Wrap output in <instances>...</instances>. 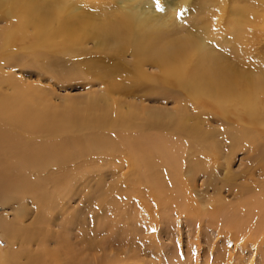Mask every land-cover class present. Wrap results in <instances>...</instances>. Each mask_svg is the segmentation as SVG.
Returning <instances> with one entry per match:
<instances>
[{"label":"rangeland","instance_id":"1","mask_svg":"<svg viewBox=\"0 0 264 264\" xmlns=\"http://www.w3.org/2000/svg\"><path fill=\"white\" fill-rule=\"evenodd\" d=\"M2 1L6 5L4 11H0V29L7 26L15 28V38L11 41L9 39L11 44L8 42L5 44L7 46L0 49L2 51L5 48V52L8 55L10 53L9 56L6 53L0 54V59L3 58L1 56H7L4 58L6 60L12 59V65L4 67L3 70L10 74V77L21 81L20 85L25 89L30 88L41 93L39 99L35 98L47 108L44 109L39 104L40 112L53 116L70 112L80 114L89 98L94 97L96 103H99L101 99L108 97L111 102L113 100L119 102L123 111L131 110L130 105H134L141 111V115L144 114L142 117H149L150 114L156 122L160 119L167 124L169 115H178V112L183 111V109L178 111V105H186L184 110L188 117L192 113L193 115L190 116L196 117L197 120L203 118L201 123L199 121L200 124L195 120L193 122L198 123V128L202 129L200 133H203L207 142L211 143L214 140L212 143L216 145L217 150L214 144L213 149L212 143L203 140V135L199 137L200 141L196 137L193 147L195 149V146H198L197 142L200 143L199 148L202 151L200 153L203 157L199 152L198 155L195 153L197 156L194 154L196 158L186 156L187 152L190 151L189 154L194 152L190 149L186 150L185 156L198 163L192 161V165L188 166V170L193 171L192 174L185 173L187 168L183 165L180 172L181 182L187 180L193 187L194 200L199 210L204 211L223 204L231 205L233 208L243 206L242 212L237 211L239 209L236 208L237 210L232 214L243 217L240 221L244 225L250 224L252 220L247 218L245 201L257 197L262 192L261 188L264 184V172H259L261 165H264L263 129L255 128L244 136L234 134V137L230 138L232 129L225 131L224 134L223 129L226 126L220 121L218 114H215L217 112L214 110L210 94L199 96L197 106L194 105L196 102L189 100L187 89L177 84L169 85L173 80L163 78L161 73L165 69L159 63L153 64L152 61L147 60L136 69L133 46L132 49L119 47L112 42L113 37L110 33H108L110 37L108 34L105 37L108 44L102 42L104 46H100L103 38L101 40L92 38L91 41L78 46L69 43L63 45L56 40L48 46H37L33 43L35 39L33 27L29 28L25 22L22 23L23 30H18L16 27L21 19L20 8L25 0ZM42 1H47L48 4L65 1L76 13L82 10L84 13L87 12L90 17L88 22L91 24L108 22L119 14L120 8L126 2L124 0ZM135 1L137 7L146 6L144 8L150 9L151 14H159L165 19L166 26L161 31L162 39L167 35L174 36L175 33L181 38L190 32L207 34L219 55L225 56L229 63L236 64L239 68L249 65L250 67L246 69L263 71L264 0H220V2L219 0H182L183 6L177 2L181 0H159L158 4L156 0ZM179 12L183 15L177 19ZM15 13L17 16L14 15ZM107 38H110L111 42ZM130 42L133 44L134 41L130 40ZM11 51L16 55L14 56V52L12 55ZM193 64L197 70L207 68L201 63L193 61L191 65ZM192 71L196 74L195 69ZM212 75L209 76L214 78L215 76ZM258 95L263 99L262 94ZM152 128H149L151 132L146 129L143 131L151 133L149 135L160 133ZM203 129L208 133L201 132ZM153 131L155 134H152ZM144 132L142 133L145 134ZM206 146L209 148H204ZM213 152H216V156H221L215 162L218 163L217 165L212 163V160H208V156L209 159L215 156ZM197 157L204 160L199 158L198 161ZM117 161L97 159L96 164L101 167L102 173H90L91 175L83 176V179L81 177L73 185L74 189L71 188L72 193L65 195L61 200L60 197L53 196L54 190L49 184V179L46 178L49 171L46 164L38 174L27 173L24 169L15 171V168L9 167L12 176L16 173L22 177L28 175L29 182L24 183L25 185L29 186L34 182L32 194L35 190L37 194L40 185V189L44 187L45 191L47 189L49 191L47 190L46 197L41 199L42 202H38L40 199L35 200L33 195L17 194V191L8 189L9 182L14 177L9 176L7 179L0 177L2 184L0 185V260H5L4 254L11 249V236L1 227L17 226L26 228L25 231L32 235L31 238L28 237L29 244L26 245L29 252L36 254L38 250L47 248V252L49 251L51 255L56 252L62 254L61 257L67 256L65 255L67 252L69 253L67 258L78 260V264H96L95 259L110 262L118 260L116 264H264V243H261L263 247L260 250L252 245L254 242L239 247L246 238L234 240L221 232L218 235L216 228L209 225L206 214L200 223L198 221L200 219L184 218L183 211V213L174 212L176 211L174 209L169 211L166 206H162L165 203L160 201L162 205H159L157 201L161 199L160 191L167 195L166 199L178 196L176 188L171 183L172 179L166 176L160 180V189L157 188L159 192L154 202L156 189H151L142 177L135 182L128 169L126 173L124 167L119 168V172H113L112 165ZM86 171H91L90 165L86 166ZM141 173L142 171H139L137 174ZM131 185H134L135 190L132 186V190L129 191ZM117 190L127 192L128 196L125 192H121L120 197L123 196L121 200L114 202L116 197L113 194ZM184 190L182 189V194L185 198L187 192L185 191L184 194ZM150 223L154 224L150 225ZM150 227H155L157 231H153ZM156 256H159V259Z\"/></svg>","mask_w":264,"mask_h":264},{"label":"bare ground","instance_id":"2","mask_svg":"<svg viewBox=\"0 0 264 264\" xmlns=\"http://www.w3.org/2000/svg\"><path fill=\"white\" fill-rule=\"evenodd\" d=\"M124 1L126 2L120 8L119 14L111 20L91 24L88 22L90 21V17L87 15V12L84 13L82 10L76 13L65 1L56 2L57 4L55 2L48 4L47 1L44 2L42 0H25L20 8L21 19H19L16 27L18 30H23V22L29 28L33 27L35 35L33 43L43 47L52 44L55 40L56 42L63 43V45L64 43H69L78 46L91 41L92 38H99L100 40L103 38L106 40L105 37L110 33L113 37L112 42L119 47L132 49L133 46L134 52L132 51V53L136 56V69L147 60L152 61L153 64L159 63L165 69L161 73L163 78H171L173 80L169 85L177 84L187 89L189 100L196 102L194 105L198 103L197 99L201 96L210 94L214 110L217 112L215 114H218L220 121L227 128L225 130L223 127V132L232 129L230 131L233 133L229 131L232 134L230 138L234 137V134H242L244 136V134L246 135L247 132L255 128L264 130L263 68V71L261 69H246L249 65H244L245 68H239L236 64L235 66L233 63H229L228 59L224 58L225 56L219 55L207 34L190 32L181 38L178 33H175L174 36L170 37V35H167L165 39H162L163 35L161 31L166 26L165 19L159 14H151L150 9L144 8L146 6L139 5L137 7L135 0ZM177 2L180 3V6L184 5L182 0ZM5 5L6 3L0 0L1 12L4 11ZM14 15L17 16L16 13ZM14 30L15 28L12 29L8 26L0 29V49L7 46L5 44L9 42V39L11 41L15 38ZM103 39L100 46H104L102 42H107V40L103 41ZM130 40L134 41L133 44ZM5 51L6 49L0 54H7ZM14 51H11L12 55ZM9 55L7 54V56ZM1 57H3L0 59L1 179L3 177L7 179L9 176H12L9 173V167L15 168V171L24 169L27 173L36 172L38 174L40 173V169L46 164V167H49L46 178L49 179V184H51L54 190L53 196L60 197L59 199L61 200L65 195L67 196L72 193L71 188L81 177L83 179V176L91 175L90 173H102L101 167L96 164L97 159L118 160L117 163L115 162L116 164L114 163L115 165H112L114 166L113 172H119V168L124 167L126 168V173L128 169L135 182L142 177L151 189H156L154 202L157 200L160 180L166 178V176H168V179H172L171 183L176 188L178 196L166 199L167 195L160 191L159 198L161 199L157 201V204L159 202V205H162L161 201L165 203L162 206H166L169 211L170 209L176 210H173L174 212L183 211L185 214H183L184 218H191L192 220L200 219L198 220L200 223L204 214H206L209 225L216 228L218 235L221 232V234L234 240L246 238L245 241L239 244V247L245 246L248 242H254L252 245L259 250L263 247L261 243H264V184L263 188H261L262 192L257 197H251V199L245 201L247 218L252 221L249 222L250 224L244 225L240 221L243 217L232 214L237 209H239L237 211L242 212L243 206L233 208L231 205L223 204L220 206L224 209L220 208V206H213L201 211L196 206L193 187L188 184L187 180H182L181 182L180 172L182 167H184L183 165L187 168L185 173H193V171L188 170V166L194 162L189 159V156L196 158L194 154L199 152L200 155V152H202L199 148L200 143L197 142L198 146H195V149L193 146L196 143L194 139L196 137L201 138L203 135V133H200L201 128L199 129L197 126L203 118H200L201 120L198 118L197 120L196 117L190 116L193 115L192 113L188 117L184 110L186 105H178V111L181 109L183 111L181 113L178 112V115H169V123L167 124L160 119H157L159 122H156V119L150 114L149 117L146 114V118L142 117L144 114L142 113L141 115V111L134 105H130L131 110L123 111L119 102L114 100L111 102V99L108 97L101 99L99 103H96L94 97L89 98L83 108V112L80 114L70 112L55 116L46 115L38 110L39 104H41L38 101L41 93L30 88L29 90H27L28 88L25 89L20 85L21 81L19 82L17 79L10 77V74L5 73L3 68L11 66L12 59L6 60L4 59L6 57ZM193 61L201 63L207 68L197 70L193 67L195 64L191 65ZM14 63H16V60ZM193 69H195L197 75L192 71ZM225 69L228 73H226ZM190 71L194 76H192ZM209 75L215 77L212 78ZM258 94H262L263 99ZM42 107L44 109L47 108V106L43 105ZM83 114H86V116H83ZM230 116L232 118H229ZM194 120L198 123L195 124ZM149 128L157 129L160 133L155 134V131H153L154 133L152 134L155 135H149L151 133L146 132L148 133L147 135L144 131L145 129L149 131ZM201 132L208 133L204 129ZM224 137L226 138L225 135ZM238 137L241 138V136ZM202 138L204 140L206 137L203 135ZM235 140L233 139V142ZM205 142L210 143L206 139ZM206 143L205 145H207ZM213 144H211L212 146L210 145L212 148ZM204 148H207V146ZM214 148H216L215 144ZM189 149L194 152L189 154L190 151H186ZM185 152L188 153H186V156L189 155L188 157L185 156ZM214 155L213 158L211 157L212 159H209L210 157L207 155L208 160H212V163L217 165L218 163L215 162L221 156H216V152ZM201 156L203 157L202 154ZM197 158L198 161L201 159V157ZM205 161L207 162V160ZM194 163L197 164L198 162ZM87 165L91 166L90 172L86 171ZM214 167L216 168L215 165ZM139 171H142V173L137 174ZM259 172H264L263 164ZM12 177L14 178L10 180L8 189L14 192L17 191V194L27 193L28 195H33L34 199L36 198L35 200L40 199L38 202H42L41 199L43 200V197L47 194L48 189L46 187L47 190L45 191L44 187L40 189V185L37 194H35L36 190L32 194L34 182L31 185L29 184V186H27L28 184H24L29 182L28 175L27 177H22L16 173ZM132 186L133 190H135L134 185H131L129 191L132 190ZM182 189H185L184 194L185 191L187 192L185 198L182 194ZM121 192L125 191L117 190L114 192L113 195L116 197L114 202L121 200L123 197H120L122 195ZM44 200L46 199L44 198ZM219 201L221 202V200ZM154 204L156 205V203ZM158 207L160 208V206ZM153 224L150 223V225ZM204 224L202 223V225ZM1 228L3 230L6 229L7 233L11 236V249L4 254L6 258L5 260H0V264L79 263L78 260L70 257L67 258L69 256L67 252L65 254L67 256L65 257H61L62 254H57L56 252H53L54 254L51 255L48 253L49 251L47 252V248L43 249L44 251L38 250L37 255L31 253L27 250L26 245L29 244L28 237L31 238L32 235L25 231L26 228L17 226ZM150 228L153 231H157L155 227ZM153 241L155 240L153 239ZM156 257L158 258L159 256ZM94 262L96 264H116L118 260L110 262L104 259H95Z\"/></svg>","mask_w":264,"mask_h":264},{"label":"snow or ice","instance_id":"3","mask_svg":"<svg viewBox=\"0 0 264 264\" xmlns=\"http://www.w3.org/2000/svg\"><path fill=\"white\" fill-rule=\"evenodd\" d=\"M156 3L158 4L159 3V0H156ZM182 15H183L182 12L177 13V19L181 18Z\"/></svg>","mask_w":264,"mask_h":264}]
</instances>
